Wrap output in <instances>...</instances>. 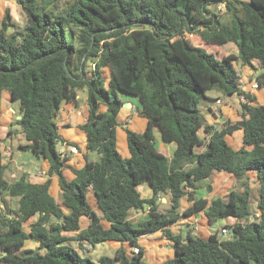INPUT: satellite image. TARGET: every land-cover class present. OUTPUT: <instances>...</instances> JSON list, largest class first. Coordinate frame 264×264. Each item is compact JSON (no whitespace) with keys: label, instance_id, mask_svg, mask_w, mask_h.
<instances>
[{"label":"trees","instance_id":"obj_1","mask_svg":"<svg viewBox=\"0 0 264 264\" xmlns=\"http://www.w3.org/2000/svg\"><path fill=\"white\" fill-rule=\"evenodd\" d=\"M15 1L27 22L21 25L10 9L2 18L0 96L8 90L19 102L17 123L28 142L22 148L50 167L43 182L25 174L11 182L0 166V264H142L146 253L138 239L157 232L174 249L159 264H264V105L247 103L257 98L242 90L235 65L257 62L256 81L264 87V0ZM186 32L210 46L234 43L237 54L219 59ZM84 88L88 116L79 128L100 161L86 159L76 168L60 152L56 117L65 103L78 104ZM213 89L245 96L239 103L242 121L220 129L208 122L202 107ZM119 93L135 97L139 114L148 119L144 131L125 128L129 157L118 149L125 103ZM155 128L164 142L175 143L172 156L158 148ZM238 128L243 142L236 149L227 135ZM218 172L231 174L239 188L212 201L197 195V183ZM52 175L58 176L59 198L50 193ZM145 183L150 198L139 190ZM91 188L97 210L88 198ZM6 196L18 197V207ZM160 196H168L167 210L160 209ZM183 198L192 205L181 213ZM148 207L147 218H131ZM202 211L211 224L236 221L224 225L223 239V228L207 238L173 233L180 219ZM83 216L90 219L85 229ZM29 241L38 247H26ZM106 241L121 244L114 257L95 261L82 253Z\"/></svg>","mask_w":264,"mask_h":264},{"label":"crops","instance_id":"obj_2","mask_svg":"<svg viewBox=\"0 0 264 264\" xmlns=\"http://www.w3.org/2000/svg\"><path fill=\"white\" fill-rule=\"evenodd\" d=\"M7 0H0V5L2 3H6ZM16 2V1H15ZM5 14V13H4ZM4 17V15H3ZM214 48H224L226 47L223 56H226L230 53L237 54V46L233 43H227L223 45H212ZM236 67L238 72L241 75L242 81V90L250 95L256 96V102L248 101L249 105H264V87L254 88L253 84L256 82V75H258L256 64L254 63V67L251 66H243L240 62H236ZM260 72V66H259ZM78 99H79V92H78ZM242 96H238L234 98L233 96H228L227 98L220 97L219 95L213 99L215 102L213 105L208 106V111L206 113V118L210 124H214L217 128L233 126L238 122L243 120V114L240 113L239 103L242 102ZM124 100V99H123ZM123 108L121 109L118 120L121 125L118 127L120 130L121 135L118 136V149L120 148L119 138L125 140L126 142H122V147L126 151V157L130 156L128 145H127V135L125 132V128H129L133 126L135 123L134 128H139L140 132L144 131L148 125V119L145 120L137 112L139 107V101L135 99H128L124 100ZM16 103L11 98V93L8 90H4L0 96V166L4 168V177L8 181H16L18 180L23 174L27 176V178L33 182H43L47 176L39 174L41 171L48 172L50 167L49 161L45 160L44 158L37 157L32 151L24 150L22 146L26 145L28 142L26 140L25 135L22 133L21 130L15 129L13 124L16 120L20 119V109L19 113L16 109ZM101 110L105 111L106 106L102 105ZM88 116V106L82 107L79 102L78 104L74 103H65L63 108L57 115V122L59 125V134L61 137V141L71 142L78 148L77 153H71L68 147H65L66 154L69 156L70 160L68 163L75 166L76 168H82L86 161H83L81 156L86 158L87 154L82 152V147L79 146L80 144L87 149V137L84 131H82L79 126L83 124ZM16 117V118H15ZM141 126V127H140ZM158 148L166 153L168 156H172L174 150L176 148L175 143H166L162 140L161 132L158 128L154 130ZM119 135V134H118ZM233 139L237 143V148L243 142V130L241 128L235 129L232 131L230 135H227V140ZM81 140V143H80ZM17 141V142H16ZM59 149H63V145L59 144ZM235 148V147H234ZM236 148V149H237ZM88 150V149H87ZM120 150V149H119ZM23 152H29V157L31 163L25 161L22 156L24 155ZM121 153V152H120ZM123 156V154H122ZM123 156V157H124ZM229 173L227 172H218L212 177L208 179L201 180L197 183V195L203 196L208 198L209 201H212L215 197L221 196L225 197L232 189L233 186L237 184L235 178L231 175L228 176ZM70 177L72 175L70 174ZM230 177V178H229ZM52 183L50 186V193L59 198L61 193V188L59 185L58 176L52 175ZM252 188V184H251ZM139 190L144 198H150L153 194V191L148 183L142 184L139 186ZM253 190V189H252ZM10 201L11 206L14 208L12 200L9 196H6ZM88 198L94 207H96L95 201V194L92 188L88 191ZM254 200V199H253ZM257 203V202H256ZM192 205V202L189 201L187 198H183L181 200V213L187 209L189 206ZM0 207L4 208L3 201L0 196ZM159 207L161 210H167L170 207V202L168 196H160L159 197ZM15 209V208H14ZM148 209L147 210H137L131 213V218L137 217L134 220H141L145 219L148 216ZM34 220L37 219V216L33 218ZM220 219L219 221H221ZM226 225H232L235 223L234 218H227ZM81 228L85 229L89 226L90 219L87 216H83L81 218ZM85 223V224H83ZM230 223V224H229ZM184 225H187V233L188 231H192L194 234L202 235L203 237H209L213 232H215L210 225L207 217L205 216L204 212L202 211L200 214H194L190 217H183L180 219L176 224H174L171 229L175 234H182V229ZM189 225H191V229H189ZM224 225L219 229L221 230ZM75 233V232H73ZM187 235V234H186ZM144 237V236H142ZM141 237V238H142ZM147 239L148 245H142L139 242V245L145 249L146 256L148 255V249L151 247L154 250H157L158 256L165 258L173 257L174 249L172 247V241L167 238V236L163 232H157L150 235H145ZM116 242V241H115ZM161 243V244H160ZM159 244L161 247H159ZM28 248H37L38 244L35 242L29 241L26 245ZM95 247H89V249H94ZM173 255V256H172ZM165 259V260H166ZM148 261V259H147ZM164 261V260H163ZM161 261V262H163ZM161 262H153L150 261L148 264H159Z\"/></svg>","mask_w":264,"mask_h":264},{"label":"rangeland","instance_id":"obj_3","mask_svg":"<svg viewBox=\"0 0 264 264\" xmlns=\"http://www.w3.org/2000/svg\"><path fill=\"white\" fill-rule=\"evenodd\" d=\"M3 1V0H2ZM7 9H10V11L12 12V14L14 15V18L21 24V25H25L26 22H27V16L25 14V12L23 11V9L18 6V4L15 2V0H7V2L4 4L2 3L0 5V24H1V21H2V18H3V15L4 13L6 12ZM188 38L192 41V43H194L195 45L197 46H204L206 47L210 52H215L216 56L220 59L226 49V47L224 48H214L212 45H207L205 44L201 37L199 35H190L188 36ZM233 44V43H232ZM256 64V67H257V71L259 73V64L257 62H254ZM106 73H107V76H109V72L106 70ZM257 83V81L255 82ZM79 92V99H78V102L79 104L82 106V107H87L88 106V102H87V89L84 88V89H80L78 90ZM208 95L210 96V99H207L204 101V106L202 107L204 113L206 114L207 111H208V106H211L213 105V103L215 102V97H217L218 95L220 97H223V98H227L228 96H225L219 89H213L211 91L208 92ZM119 96L122 98V99H135V97L133 96H128L126 94H123V93H119ZM234 98H237L238 99V96H233ZM19 102L16 103V109H17V112L19 113ZM16 118V117H15ZM143 119L147 120L146 117H142ZM13 127L15 129H19L21 130V127L20 125H18V123L14 122L13 124ZM135 127V123L133 124V126H130V130H133V131H138L140 132L139 128H134ZM141 127V126H140ZM118 136L120 137L121 135V132L120 130H118ZM17 142V141H16ZM119 142H120V152L121 154H123V156L125 155L126 151L123 149L122 147V142H126L125 140H122L121 138H119ZM228 142L235 148H237V143L235 140L233 139H229ZM80 143H81V140H80ZM82 147V152L83 153V156L84 154H87L86 155V158L85 156L82 157V160L83 161H86L87 160H91V161H100V154H98L97 152H93V151H88L86 149V147L82 146L81 144L79 145ZM24 155L22 156V158L29 162L30 160V157H29V152H23ZM126 157V156H124ZM31 163V161L29 162ZM228 176H231L230 174H228ZM230 178V177H229ZM250 183L252 184V189H253V199H254V202H253V210L254 212H257V203H256V200L258 198V184L256 182V180L254 178H252L250 180ZM237 184V182L235 183ZM236 188H239L238 185H234L233 186V189H236ZM18 200L19 198L18 197H15L13 198L12 200V203H13V206L14 208H17L18 207ZM165 210V209H164ZM134 219H137V217H134ZM227 223V220L226 219H223L221 221H217L215 222L213 225H210L212 227V229L214 231H216L217 229H220L223 225H226ZM85 224V223H83ZM230 224V223H229ZM233 224V223H232ZM189 229H191V225L188 226ZM222 230V229H221ZM182 235L185 237L186 234H187V225H184L183 229H182ZM138 242H140L142 245H148V242H147V239L144 237L142 238H139L138 239ZM161 244V243H160ZM159 244V247H161ZM74 245V244H73ZM76 245V243H75ZM74 245V246H75ZM78 245V244H77ZM121 244L119 242H115V241H106L104 243H101V244H98L96 245V247L94 249H89V248H83L82 249V253L86 254V255H89L93 260L95 261H98L102 256H110V257H114L115 256V253L118 249V247L120 246ZM158 251L157 250H154V248L152 249L151 247L148 249V255L144 257V261L142 264H148L150 261H153V262H161L163 260H165L166 256L164 257H159L157 254ZM173 255H174V252H173ZM172 255V256H173ZM148 259V261H147Z\"/></svg>","mask_w":264,"mask_h":264},{"label":"built area","instance_id":"obj_4","mask_svg":"<svg viewBox=\"0 0 264 264\" xmlns=\"http://www.w3.org/2000/svg\"><path fill=\"white\" fill-rule=\"evenodd\" d=\"M218 9H219V10H224V9H225V5H224V4H221L220 6H218ZM190 35H194V34H191V33H187V32H186V37H187V38H188V36H190ZM239 74H240V73H239ZM240 76H241V75H240ZM253 87H254V88H259L258 83H254V84H253ZM241 99H242V101H245V100H246L244 95L241 97ZM56 118H58V117H56ZM59 144L63 145V149H61L60 152L63 153L64 155L66 154V149H65V147H68V148L70 149V152H71V153H77V152H78V148H77V146H75V145H69L67 142H65V141H61V140L59 141ZM39 174H42V175L48 176V173H47L46 171H41ZM257 216H258V214H257ZM223 232H224V234H225V236H226V234H227L228 231H227L226 228H223ZM86 248H88V247L86 246ZM133 251H134L136 254H138V253L140 252V248H139V246H135V247L133 248Z\"/></svg>","mask_w":264,"mask_h":264},{"label":"water","instance_id":"obj_5","mask_svg":"<svg viewBox=\"0 0 264 264\" xmlns=\"http://www.w3.org/2000/svg\"><path fill=\"white\" fill-rule=\"evenodd\" d=\"M137 112H139V108L137 109ZM21 118V117H20ZM96 198L98 199V197L96 196ZM225 237V235H222V239Z\"/></svg>","mask_w":264,"mask_h":264}]
</instances>
